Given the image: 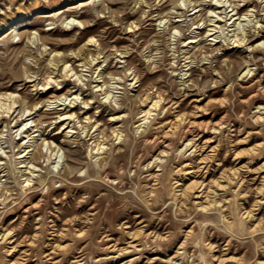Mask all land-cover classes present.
Masks as SVG:
<instances>
[{"label": "clouds", "instance_id": "obj_1", "mask_svg": "<svg viewBox=\"0 0 264 264\" xmlns=\"http://www.w3.org/2000/svg\"><path fill=\"white\" fill-rule=\"evenodd\" d=\"M0 264H264V0H0Z\"/></svg>", "mask_w": 264, "mask_h": 264}, {"label": "rangeland", "instance_id": "obj_2", "mask_svg": "<svg viewBox=\"0 0 264 264\" xmlns=\"http://www.w3.org/2000/svg\"><path fill=\"white\" fill-rule=\"evenodd\" d=\"M201 119H206V117H201ZM206 136L211 135L210 133H205ZM247 145H241V147H246ZM8 219V217H6Z\"/></svg>", "mask_w": 264, "mask_h": 264}, {"label": "bare ground", "instance_id": "obj_3", "mask_svg": "<svg viewBox=\"0 0 264 264\" xmlns=\"http://www.w3.org/2000/svg\"><path fill=\"white\" fill-rule=\"evenodd\" d=\"M198 119H201V117H199Z\"/></svg>", "mask_w": 264, "mask_h": 264}]
</instances>
